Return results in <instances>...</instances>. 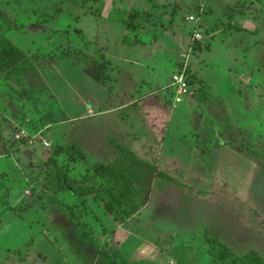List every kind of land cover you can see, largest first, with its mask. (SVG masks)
Masks as SVG:
<instances>
[{
    "label": "rangeland",
    "instance_id": "374dc122",
    "mask_svg": "<svg viewBox=\"0 0 264 264\" xmlns=\"http://www.w3.org/2000/svg\"><path fill=\"white\" fill-rule=\"evenodd\" d=\"M202 6V0H0L3 33L35 67L19 82L0 75V157L15 169L10 179L0 174V212L26 215L31 226L23 236L33 239L15 249L17 255L0 256L13 258L0 264H87L92 248H76L77 236L57 215L94 240L105 264H170L168 258L238 264V256L251 252L264 262V137L252 140L240 127L239 150L221 149L202 168L196 164L200 154L182 139L172 140L171 164L165 151L172 104L183 97L176 101L173 77L203 99L184 63L197 60L202 49L201 38L193 37ZM187 16L194 21H185ZM129 56L149 72L136 74ZM226 112L223 121H229ZM174 120L179 135L194 134L182 113ZM20 129L27 136L16 141ZM140 162L160 174L152 176ZM129 167L137 174H128ZM183 171L185 179L177 174ZM107 204L122 223L134 217L133 207L145 205L127 224L133 237L122 248ZM62 235L73 253L67 254ZM154 249L158 263L145 255L130 260Z\"/></svg>",
    "mask_w": 264,
    "mask_h": 264
},
{
    "label": "crops",
    "instance_id": "0c3cea01",
    "mask_svg": "<svg viewBox=\"0 0 264 264\" xmlns=\"http://www.w3.org/2000/svg\"><path fill=\"white\" fill-rule=\"evenodd\" d=\"M202 1L203 8L200 9L199 16L197 17L199 23L198 30L201 38L200 45L202 49L198 51L197 60L195 59L194 61L188 59L184 60V63H186V65L188 64L193 79L197 80L200 84V90H204L202 93L203 99L202 101H197L196 96L193 97L195 89L191 87V95L188 94L190 97L185 95L181 98L180 103L176 104L173 102V110L170 112V142L167 143L170 146L165 142L162 143L170 148V151L165 149L166 152L170 153V164L172 163L171 159L173 160L174 158L172 155L174 150L172 140L175 138L179 141L182 139V143L187 145L189 151L200 154L201 160L197 161L196 164L200 165V167H204L207 166L206 161L210 158H215L216 154L221 149L230 148L231 150H239L237 144L235 147V143L238 142L240 137V127L245 130L252 140H255L256 135L262 139L264 137V0ZM236 5L238 7L235 8ZM10 41L16 47L18 46L14 41ZM17 48L19 49V47ZM131 58L133 57L129 56L127 59L135 62L136 74H146L149 72V66H147L142 60L137 57L133 59ZM151 62L152 58L148 59L147 63ZM158 71L161 74L162 70L158 68ZM156 73L158 72H155L151 79L156 77ZM122 79L125 83L128 80L124 78ZM199 102L200 104H198ZM201 104H203V108L200 107ZM179 105L182 107H179ZM198 110L199 113H197ZM226 110L229 112V121H223L224 119H227V116L221 115V113L223 111L226 112ZM180 113L184 115L188 128L194 133L193 135L183 137V135H179L182 131L177 132L176 129H173L176 127L174 117ZM250 115L253 116V121H249ZM250 126L257 129L256 134L255 131L249 132ZM223 128H226V132H223ZM227 128H230V130ZM232 129H234L233 133H231ZM223 133L228 135L223 136ZM154 139L155 138L152 136V141ZM158 147L157 151L160 156V150L164 148H162V145ZM12 157L14 158V156ZM3 158L10 159V157ZM173 168L180 169L177 167ZM12 171H15L14 167H9L8 164L5 163V160H2L0 157V174L2 176L7 175V178L10 179L14 174ZM159 174L160 173H153L152 176L155 177ZM177 174H182L184 179L188 177V173L185 171ZM149 177L151 179V176ZM11 185L16 187L15 182L13 181L11 182ZM10 196V200L12 201L15 196L12 193ZM72 196L75 197L74 195ZM145 197L147 200L148 194L144 196V198ZM9 205L13 204L9 202ZM144 208L145 205L137 210L134 215L136 220L138 216L141 215ZM57 217H59L61 222L65 223L63 228L69 229V234L73 232L75 233V236H77V241L80 244H77L75 246L76 248L82 249L87 244L92 248L90 250V258L89 261H87V264H102L104 258L102 259V256L98 252L99 250L97 249L94 240L83 237L78 231L80 229L67 224L61 215H57ZM133 218L129 217L123 223L114 227L113 234L114 236L115 234L118 235L116 237L120 242V248H122V245L128 241V239L133 237L130 230L127 228V224L130 221H133ZM30 222L31 220L26 219V215L25 218L23 215L16 216L8 209H4L0 212V256L6 257L7 255H10V252L12 256L17 255L14 252L15 249L21 251L25 246V241L28 242V245H31L33 239L31 237H28V239L23 236L25 230H27L26 228L31 226L29 225ZM56 226L58 227L59 232L63 234L65 229H62L61 225ZM42 234L43 233H41V235ZM61 238L69 247V252H67V254L73 253L70 244H67V239L64 238L63 235ZM182 239L186 238L182 237ZM171 240L173 239L170 237V242ZM148 245L150 247L152 246L150 244ZM151 248L154 247L152 246ZM138 250L141 251V248ZM153 251H148L147 254L138 253L136 260H130L136 263L139 261V256L145 255L147 257L152 256V259L155 258L154 261H157L158 263V251L157 249H154ZM162 254L165 256L164 252ZM30 256L31 255H29L28 258H30ZM9 258L10 257L3 259L0 263L13 261V258ZM168 260V263L170 264H187L186 262H177L173 258H168ZM23 261L25 262L26 260ZM26 263L27 262L24 264ZM28 264H39V260L29 262ZM103 264H105V262ZM139 264L145 263L142 262Z\"/></svg>",
    "mask_w": 264,
    "mask_h": 264
},
{
    "label": "trees",
    "instance_id": "16d2710c",
    "mask_svg": "<svg viewBox=\"0 0 264 264\" xmlns=\"http://www.w3.org/2000/svg\"><path fill=\"white\" fill-rule=\"evenodd\" d=\"M35 71V67L30 62L25 58L23 53L21 52L20 49H18L3 33L1 26H0V75H2L4 78L9 79L12 78L16 81H21L22 76H26L29 73H32ZM119 150V152L122 155H127L129 154L128 152H125V150L121 149V147L116 146ZM130 155V154H129ZM133 162L137 163L136 158L131 159ZM141 166H146L148 167L152 172L153 170L155 171L153 166H149L147 163L140 162L138 163ZM125 171L128 174L136 175L137 170L133 167L126 168ZM154 173V172H153ZM89 190H84L82 193H89ZM138 199V198H137ZM108 206L105 207L106 211L108 213H112V220L115 224L119 225L121 222V217L118 214V211L116 208L112 207L111 204H107ZM115 205V203H114ZM134 211L137 212L138 208L133 207ZM123 218V217H122ZM128 219L124 217V221ZM114 223H112V226H114ZM122 223V222H121ZM71 225V224H69ZM213 242L217 243V240L214 238L210 239ZM237 263L238 264H264V262L257 257V255L254 252L248 253V254H243L237 257Z\"/></svg>",
    "mask_w": 264,
    "mask_h": 264
},
{
    "label": "built area",
    "instance_id": "2783aa9c",
    "mask_svg": "<svg viewBox=\"0 0 264 264\" xmlns=\"http://www.w3.org/2000/svg\"><path fill=\"white\" fill-rule=\"evenodd\" d=\"M185 21H189V22H193L194 21V18L192 16H187L185 17ZM193 37L195 39H198L200 37V32H198L196 29H195V33L193 35ZM173 83H174V86H175V91H177V94L176 95H179L178 98H176V101H178L179 97L180 96H185V95H188L190 94V90L187 88L186 84H185V80L179 76H174L173 77ZM26 133L23 129H20L18 130L14 136H13V139L18 141L20 139H26ZM47 145V143L45 144Z\"/></svg>",
    "mask_w": 264,
    "mask_h": 264
}]
</instances>
